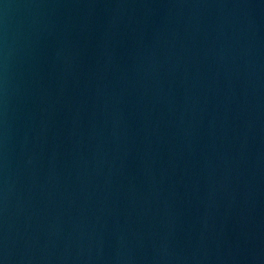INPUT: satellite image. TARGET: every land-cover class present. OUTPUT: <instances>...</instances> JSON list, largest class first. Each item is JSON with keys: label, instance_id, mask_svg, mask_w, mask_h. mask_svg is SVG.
<instances>
[{"label": "water", "instance_id": "95a60500", "mask_svg": "<svg viewBox=\"0 0 264 264\" xmlns=\"http://www.w3.org/2000/svg\"><path fill=\"white\" fill-rule=\"evenodd\" d=\"M0 264H264V0H0Z\"/></svg>", "mask_w": 264, "mask_h": 264}]
</instances>
